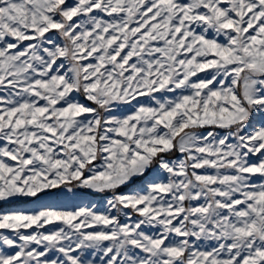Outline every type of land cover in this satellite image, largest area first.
<instances>
[{
    "label": "snow or ice",
    "instance_id": "6c2138e0",
    "mask_svg": "<svg viewBox=\"0 0 264 264\" xmlns=\"http://www.w3.org/2000/svg\"><path fill=\"white\" fill-rule=\"evenodd\" d=\"M0 264H264V0H0Z\"/></svg>",
    "mask_w": 264,
    "mask_h": 264
}]
</instances>
